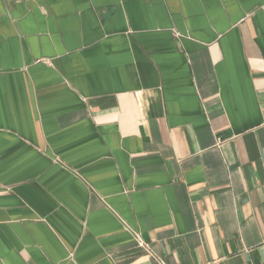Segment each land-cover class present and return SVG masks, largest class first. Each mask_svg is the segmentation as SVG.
I'll list each match as a JSON object with an SVG mask.
<instances>
[{"label":"crops","instance_id":"crops-1","mask_svg":"<svg viewBox=\"0 0 264 264\" xmlns=\"http://www.w3.org/2000/svg\"><path fill=\"white\" fill-rule=\"evenodd\" d=\"M0 264H264V0H0Z\"/></svg>","mask_w":264,"mask_h":264},{"label":"built area","instance_id":"built-area-1","mask_svg":"<svg viewBox=\"0 0 264 264\" xmlns=\"http://www.w3.org/2000/svg\"><path fill=\"white\" fill-rule=\"evenodd\" d=\"M135 242H136V244H137L138 248H140V249H143V250L147 251V245H146V244H144V243L142 242V240H141V238H140V237H136V240H135Z\"/></svg>","mask_w":264,"mask_h":264}]
</instances>
